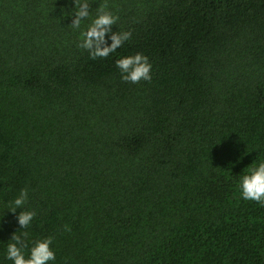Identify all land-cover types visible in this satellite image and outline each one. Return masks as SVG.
<instances>
[{
    "label": "trees",
    "instance_id": "obj_1",
    "mask_svg": "<svg viewBox=\"0 0 264 264\" xmlns=\"http://www.w3.org/2000/svg\"><path fill=\"white\" fill-rule=\"evenodd\" d=\"M90 3L74 29L73 0H0V264L13 233L25 257L52 237L48 264H264V206L239 187L264 162V0ZM105 3L131 38L92 59ZM136 53L133 84L115 61Z\"/></svg>",
    "mask_w": 264,
    "mask_h": 264
},
{
    "label": "clouds",
    "instance_id": "obj_2",
    "mask_svg": "<svg viewBox=\"0 0 264 264\" xmlns=\"http://www.w3.org/2000/svg\"><path fill=\"white\" fill-rule=\"evenodd\" d=\"M90 0H73V13L71 26L80 29L81 22L90 16ZM118 16L114 15L108 5L102 4L97 7L96 15L81 32V42L78 47L88 51L92 59L106 58L111 53L121 47L124 42L131 38L130 31L113 32L112 26L116 24ZM108 35L111 43L108 44L105 37ZM116 67L120 70L121 79L133 84L141 80L151 79L152 65L147 56L142 53L125 56L115 61ZM239 187L241 196L245 200H252L264 206V162L250 167L248 172L240 177ZM28 200V190L21 189L18 196L14 199L9 211L15 213L16 209H22L16 219L22 229H26L35 216V212L24 210V205ZM25 237L27 233L23 234ZM12 242L7 244V259L13 264H48L55 260V253L50 248L53 238L46 237L35 240L29 249V254L25 257L23 249L28 247L25 239L14 233L10 239Z\"/></svg>",
    "mask_w": 264,
    "mask_h": 264
}]
</instances>
